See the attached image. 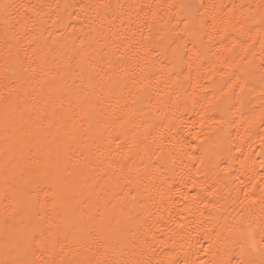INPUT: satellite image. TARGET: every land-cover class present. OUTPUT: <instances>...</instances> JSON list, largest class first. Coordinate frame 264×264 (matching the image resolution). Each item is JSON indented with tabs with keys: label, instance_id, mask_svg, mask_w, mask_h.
<instances>
[{
	"label": "bare ground",
	"instance_id": "6f19581e",
	"mask_svg": "<svg viewBox=\"0 0 264 264\" xmlns=\"http://www.w3.org/2000/svg\"><path fill=\"white\" fill-rule=\"evenodd\" d=\"M0 264H264V0H0Z\"/></svg>",
	"mask_w": 264,
	"mask_h": 264
}]
</instances>
